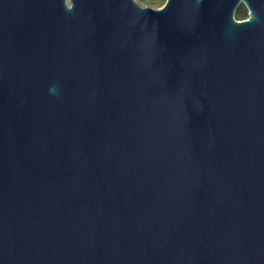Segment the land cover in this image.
Instances as JSON below:
<instances>
[{
	"label": "water",
	"instance_id": "obj_1",
	"mask_svg": "<svg viewBox=\"0 0 264 264\" xmlns=\"http://www.w3.org/2000/svg\"><path fill=\"white\" fill-rule=\"evenodd\" d=\"M0 264H264V0H0Z\"/></svg>",
	"mask_w": 264,
	"mask_h": 264
},
{
	"label": "rangeland",
	"instance_id": "obj_2",
	"mask_svg": "<svg viewBox=\"0 0 264 264\" xmlns=\"http://www.w3.org/2000/svg\"><path fill=\"white\" fill-rule=\"evenodd\" d=\"M140 5L146 7V6H150L153 8H162L166 2V0H136ZM241 8V12L245 13V11L248 12L246 6L244 4L240 5ZM236 19H239L236 15H235Z\"/></svg>",
	"mask_w": 264,
	"mask_h": 264
},
{
	"label": "trees",
	"instance_id": "obj_3",
	"mask_svg": "<svg viewBox=\"0 0 264 264\" xmlns=\"http://www.w3.org/2000/svg\"><path fill=\"white\" fill-rule=\"evenodd\" d=\"M235 15L239 19H244V18H247L248 17V12L247 11H245V13L241 12V8H240V5H239V7L237 8V10L235 12Z\"/></svg>",
	"mask_w": 264,
	"mask_h": 264
}]
</instances>
